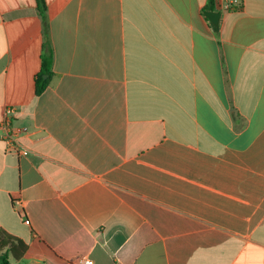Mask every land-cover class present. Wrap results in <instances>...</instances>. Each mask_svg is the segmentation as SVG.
I'll return each mask as SVG.
<instances>
[{"label": "crops", "instance_id": "1", "mask_svg": "<svg viewBox=\"0 0 264 264\" xmlns=\"http://www.w3.org/2000/svg\"><path fill=\"white\" fill-rule=\"evenodd\" d=\"M46 1L45 36L37 0H0L17 264H264V0Z\"/></svg>", "mask_w": 264, "mask_h": 264}, {"label": "trees", "instance_id": "2", "mask_svg": "<svg viewBox=\"0 0 264 264\" xmlns=\"http://www.w3.org/2000/svg\"><path fill=\"white\" fill-rule=\"evenodd\" d=\"M39 14L44 22V32L45 36L48 33V24L46 20L47 11V1L37 0ZM212 6L206 8V10H211ZM205 12V11H204ZM215 31L218 33L219 27H214ZM54 64L53 52L45 55L42 60V70L37 78L36 92L38 95L43 93L50 83V78L52 77V69ZM48 76L47 79L44 77ZM27 252V246L21 240L12 235H9L4 230H0V264H14L18 263L25 256Z\"/></svg>", "mask_w": 264, "mask_h": 264}, {"label": "built area", "instance_id": "3", "mask_svg": "<svg viewBox=\"0 0 264 264\" xmlns=\"http://www.w3.org/2000/svg\"><path fill=\"white\" fill-rule=\"evenodd\" d=\"M14 113L13 109H7L5 111V118L0 123V140L4 141L10 152H22V144L18 135L12 130L11 116ZM26 131V129H25ZM84 264H93L91 260H84Z\"/></svg>", "mask_w": 264, "mask_h": 264}, {"label": "water", "instance_id": "4", "mask_svg": "<svg viewBox=\"0 0 264 264\" xmlns=\"http://www.w3.org/2000/svg\"><path fill=\"white\" fill-rule=\"evenodd\" d=\"M206 17L211 21V23L214 25V26H219V23H220V19H221V14L220 13H217V12H214V11H208L206 12ZM46 78V76H45Z\"/></svg>", "mask_w": 264, "mask_h": 264}, {"label": "rangeland", "instance_id": "5", "mask_svg": "<svg viewBox=\"0 0 264 264\" xmlns=\"http://www.w3.org/2000/svg\"><path fill=\"white\" fill-rule=\"evenodd\" d=\"M14 264H17L16 262L13 261Z\"/></svg>", "mask_w": 264, "mask_h": 264}]
</instances>
